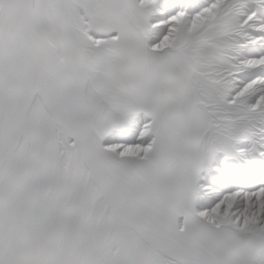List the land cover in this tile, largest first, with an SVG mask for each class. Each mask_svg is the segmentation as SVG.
Returning <instances> with one entry per match:
<instances>
[{"label":"snow or ice","instance_id":"6c2138e0","mask_svg":"<svg viewBox=\"0 0 264 264\" xmlns=\"http://www.w3.org/2000/svg\"><path fill=\"white\" fill-rule=\"evenodd\" d=\"M0 264H264V0H0Z\"/></svg>","mask_w":264,"mask_h":264}]
</instances>
